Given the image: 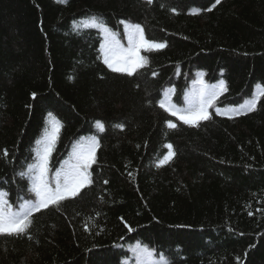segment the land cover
<instances>
[{"label": "trees", "instance_id": "1", "mask_svg": "<svg viewBox=\"0 0 264 264\" xmlns=\"http://www.w3.org/2000/svg\"><path fill=\"white\" fill-rule=\"evenodd\" d=\"M214 3L0 0V204L35 201L29 165L55 122L53 185L77 145L99 141L92 184L0 236V264H264V0ZM121 21L167 44L141 49L133 76L104 63L106 39L127 40ZM198 79L221 94L209 120L185 124L165 108ZM253 98L255 111H227Z\"/></svg>", "mask_w": 264, "mask_h": 264}, {"label": "snow or ice", "instance_id": "2", "mask_svg": "<svg viewBox=\"0 0 264 264\" xmlns=\"http://www.w3.org/2000/svg\"><path fill=\"white\" fill-rule=\"evenodd\" d=\"M58 2L66 3L67 0H58ZM146 3L151 5L153 0H146ZM220 3L221 0H215L212 7ZM208 10L210 11L211 9ZM172 11L175 12L176 10L172 9ZM193 14H198V10L193 12ZM121 23L126 24L124 21H121ZM93 24L95 25V18H93ZM96 26L102 28L109 36L113 35L103 24ZM126 29L129 42L127 49L118 53L114 50L111 43L102 45L101 47L105 49L104 63L112 72L133 76L138 69L144 68L149 62L146 57L141 56V49L146 51H159L167 47V44L166 42H157L146 38L145 31L139 24H126ZM219 87L223 92L228 90L223 80L220 81ZM219 94L221 93L217 92L216 89L210 90L207 94L202 90L198 94L196 107L194 109H186L183 113L175 109L174 106L172 108H165L163 102L160 103V107L165 108V111H169L172 116H177L178 119L183 120L185 124L198 125L200 120H209L211 118L208 113V108L213 105V102ZM260 96L264 97V92H261ZM33 97H35V93H33ZM258 103L259 100L257 98L246 101L245 104L240 105L235 110V115H246L255 111ZM216 114H220V109L216 110ZM229 118L234 117L229 116ZM97 124L103 130V125L99 121H97ZM167 126L170 129L176 127L171 120L167 121ZM60 127L61 125L58 121L53 124L52 133L43 144L42 151L38 153L37 163L29 165V171L32 172L30 191L35 194V201H25V204L29 206L25 207L22 205L17 211H13L12 205L8 204L6 200L0 204V236L18 237L26 235L33 223L32 217L34 213L39 212L41 209H47L50 205L59 206L62 201L77 196L81 189L92 184L88 169L96 162V150L99 147V141L95 137L92 138L87 148L82 149L76 154L75 163L68 168L63 174V177L58 173L54 185L48 180L49 158L53 151ZM40 143L41 141H37V144ZM166 147L169 149V153L164 156L160 164L166 163L172 155H175L172 151L173 146L171 144L166 145ZM4 154L7 155L6 150ZM20 175L24 176L25 173L22 172ZM85 230H89L87 224H85ZM131 230L129 228V231ZM162 264H168V262L164 260Z\"/></svg>", "mask_w": 264, "mask_h": 264}, {"label": "rangeland", "instance_id": "3", "mask_svg": "<svg viewBox=\"0 0 264 264\" xmlns=\"http://www.w3.org/2000/svg\"><path fill=\"white\" fill-rule=\"evenodd\" d=\"M113 48H114V50L117 51L118 53L121 52V51H123V50L119 49L116 45H114ZM245 102H246V101H243V102L239 103L238 105H236V106H234V107H231V110H236V109H238V108L240 107V105L245 104Z\"/></svg>", "mask_w": 264, "mask_h": 264}]
</instances>
